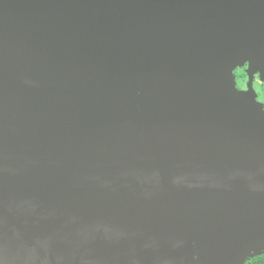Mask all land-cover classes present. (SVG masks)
<instances>
[{"label":"water","instance_id":"obj_1","mask_svg":"<svg viewBox=\"0 0 264 264\" xmlns=\"http://www.w3.org/2000/svg\"><path fill=\"white\" fill-rule=\"evenodd\" d=\"M256 75L264 0H0V264L264 255Z\"/></svg>","mask_w":264,"mask_h":264},{"label":"flooded vegetation","instance_id":"obj_2","mask_svg":"<svg viewBox=\"0 0 264 264\" xmlns=\"http://www.w3.org/2000/svg\"><path fill=\"white\" fill-rule=\"evenodd\" d=\"M236 83L237 88L240 91H247L248 90V75H247V67L245 68H238L235 71ZM253 89L256 94L257 101L262 105L264 111V81H262L260 75L255 76V81L253 83ZM262 256L255 257L253 259L247 260L246 264H257V260L260 259ZM264 264V263H263Z\"/></svg>","mask_w":264,"mask_h":264},{"label":"trees","instance_id":"obj_3","mask_svg":"<svg viewBox=\"0 0 264 264\" xmlns=\"http://www.w3.org/2000/svg\"><path fill=\"white\" fill-rule=\"evenodd\" d=\"M257 264H263L264 263V256L257 260Z\"/></svg>","mask_w":264,"mask_h":264}]
</instances>
